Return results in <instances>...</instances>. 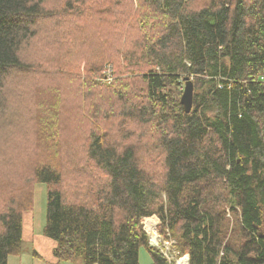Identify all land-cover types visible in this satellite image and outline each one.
Returning a JSON list of instances; mask_svg holds the SVG:
<instances>
[{"label": "trees", "instance_id": "obj_1", "mask_svg": "<svg viewBox=\"0 0 264 264\" xmlns=\"http://www.w3.org/2000/svg\"><path fill=\"white\" fill-rule=\"evenodd\" d=\"M50 1L0 0V111L12 73L39 72L21 55L31 41L52 77L77 83L61 152V100L20 105L34 152L0 173V264L23 253L35 183L58 263L141 264L145 248L176 264L150 243L155 217L175 259L264 264V0Z\"/></svg>", "mask_w": 264, "mask_h": 264}, {"label": "rangeland", "instance_id": "obj_2", "mask_svg": "<svg viewBox=\"0 0 264 264\" xmlns=\"http://www.w3.org/2000/svg\"><path fill=\"white\" fill-rule=\"evenodd\" d=\"M53 1V2H52ZM61 0H51L47 7L56 8L54 5H59ZM41 23L40 28L47 27V24ZM94 25V23H90ZM32 53V55H29ZM22 57L30 58L33 61L38 62L41 66L38 74L34 75H23L13 72L12 75L6 81V92H5V103L4 107L0 111V173H13L16 166H19L20 161L18 159L22 156V153L28 149L27 154L33 153V146L31 145V138L29 136V129L33 123L28 119L27 127L20 125L16 122V119L23 116L24 111L20 105L21 103L30 102V106L36 109V113L40 114L43 106L38 105V100H40L43 95L44 98L51 96H57L58 101L61 100L63 108L60 111L58 125L59 130V151L61 152L62 142L65 135L69 136V132L75 128L76 125L73 124L74 121L70 118L71 116L77 115V111L72 104V100L75 96L76 90H74L65 85L62 86L58 79L47 72L44 68L43 62L46 59L45 48L43 47V41L39 43V40H34L26 45V48L21 53ZM29 55V56H28ZM83 68V65H82ZM75 91V93H74ZM65 97L68 99V103L65 102ZM66 99V101H67ZM52 101V100H51ZM70 103V104H69ZM44 109V108H43ZM67 114L68 117H65ZM27 118V117H26ZM69 120L67 123L66 120ZM62 121L66 127L62 126ZM62 128V131H61ZM71 136L67 138L66 143H71ZM65 141V139H64ZM36 141H32L34 143ZM38 145V144H37ZM66 153V151H65ZM62 156V154H61ZM63 157V156H62ZM65 165L63 173H70L72 171L71 166ZM19 173H23L20 171ZM7 175L11 180L14 176ZM35 193H34V208L24 214V249L23 253L19 257H11L9 264H19V260L26 264H46L43 259L49 257L52 252V248L56 246V243L45 237L43 235V229L46 222V205H47V187L45 184L35 183ZM155 220L156 223L153 221ZM149 223L155 224V231L158 234V243H160L163 238L160 236L158 231V226L161 223L160 219L151 217L143 220L144 229L147 231L150 237H152V231L149 227ZM153 230V229H152ZM164 241V240H163ZM170 260H176L173 257L170 245L165 244ZM37 251L41 254L42 260L37 257H33V251ZM176 256V255H174ZM183 258V257H182ZM181 259V258H178ZM152 262L151 256L145 248L141 249L140 253V263L150 264ZM61 264H84L82 260L77 262H63Z\"/></svg>", "mask_w": 264, "mask_h": 264}, {"label": "water", "instance_id": "obj_3", "mask_svg": "<svg viewBox=\"0 0 264 264\" xmlns=\"http://www.w3.org/2000/svg\"><path fill=\"white\" fill-rule=\"evenodd\" d=\"M185 86H184V92L181 98V103L185 109L186 113H190L193 108V102H194V83L193 80L189 77L185 78ZM189 256H186V263H189Z\"/></svg>", "mask_w": 264, "mask_h": 264}, {"label": "built area", "instance_id": "obj_4", "mask_svg": "<svg viewBox=\"0 0 264 264\" xmlns=\"http://www.w3.org/2000/svg\"><path fill=\"white\" fill-rule=\"evenodd\" d=\"M157 236H158V234H156ZM161 243H163V246H161ZM164 243L165 244H167V245H170V247L172 246V244H173V242H166V241H161L160 243H158V237H157V242H154L153 241V238L151 237V244L152 245H154V246H157V247H165V245H164ZM166 248V247H165ZM167 251H169V250H164V254L166 255V257L170 260V257L167 255L168 254V252ZM186 261H187V259L186 258H181V259H179V260H177L176 261V264H187L186 263Z\"/></svg>", "mask_w": 264, "mask_h": 264}, {"label": "crops", "instance_id": "obj_5", "mask_svg": "<svg viewBox=\"0 0 264 264\" xmlns=\"http://www.w3.org/2000/svg\"><path fill=\"white\" fill-rule=\"evenodd\" d=\"M55 247H53L52 248V252H51V255L49 256V257H47V258H45V259H43L42 258V256H41V254L39 253V252H37V254L36 255H34L33 257H37V258H40L41 260L43 259V261H45L46 262V264H61V263H58V260L54 257V255H53V249H54ZM22 255V254H21ZM20 255V256H21ZM16 257H19V256H16ZM11 258V257H10ZM9 263H10V259H9ZM8 263V264H9ZM19 264H26V263H24L23 261H22V259H20L19 260Z\"/></svg>", "mask_w": 264, "mask_h": 264}, {"label": "bare ground", "instance_id": "obj_6", "mask_svg": "<svg viewBox=\"0 0 264 264\" xmlns=\"http://www.w3.org/2000/svg\"><path fill=\"white\" fill-rule=\"evenodd\" d=\"M149 227H150V229H151V231H152V238H153V241L154 242H157V233H156V231H155V224L154 223H149ZM153 229V230H152Z\"/></svg>", "mask_w": 264, "mask_h": 264}]
</instances>
